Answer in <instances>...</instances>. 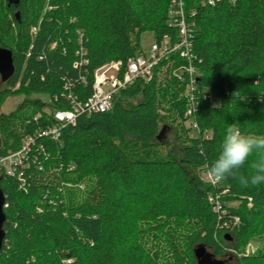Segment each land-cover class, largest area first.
<instances>
[{"label": "trees", "instance_id": "obj_1", "mask_svg": "<svg viewBox=\"0 0 264 264\" xmlns=\"http://www.w3.org/2000/svg\"><path fill=\"white\" fill-rule=\"evenodd\" d=\"M171 1L0 0V48L11 51L15 69L2 84L0 105L9 95L48 97L0 113V156L51 125L55 111L68 109L65 94L85 101L94 71L139 54L143 34L174 41ZM185 13L194 30L196 88L217 105L200 103L192 129L186 84L174 76L183 61L170 57L148 83L118 92L108 112L79 115L58 141L36 137L23 186L0 178V264H154L136 226L156 218L203 221L192 236L191 264L198 247L216 264H264V183L244 187L228 177L212 187L200 177L218 158L230 124L264 135V0L213 6L185 0ZM80 47L85 63L75 66ZM170 129L175 148L163 139ZM257 159L250 156L240 173L250 176ZM211 195L219 196V213L211 209ZM251 242L258 250L244 256Z\"/></svg>", "mask_w": 264, "mask_h": 264}, {"label": "built area", "instance_id": "obj_2", "mask_svg": "<svg viewBox=\"0 0 264 264\" xmlns=\"http://www.w3.org/2000/svg\"><path fill=\"white\" fill-rule=\"evenodd\" d=\"M216 0H201L203 4L213 6ZM235 0H232L234 2ZM169 25L176 30L174 41L171 37H164L159 42H152L149 45L147 53L139 52L133 57L125 61H110L98 67L93 74V85L91 95L85 101H78L71 93L65 94L69 108L66 110H57L52 115V124L36 131L34 135H28L18 150L9 152L5 156H0V178L10 177L16 178L23 186L22 174L23 170L28 166V156L36 143V137H43L50 141H58L61 137V131L64 127L73 125L79 115H91L106 113L112 107L115 95L136 82L148 83L154 76V72L158 64L162 60H168L175 57L183 61L174 72V76L184 81L185 99L187 109L185 116L189 120L192 129L197 130L194 120L198 112L200 103L210 106H216L217 101L208 94L199 93L196 88L197 70L195 68V57L193 53L194 30L193 24L189 23L185 13V0H172L168 12ZM32 33L36 32V28H32ZM78 44L81 46L83 35L79 32ZM85 52L82 47L76 52V56L80 59L75 66L84 62L83 56ZM169 61V60H168ZM62 97H64L62 95ZM203 171L204 177L201 178L205 183L212 187L221 185L212 183ZM226 190L222 193L224 194ZM208 202L214 213L220 212L219 196H209ZM250 206V204H249ZM238 224V219H234L233 225Z\"/></svg>", "mask_w": 264, "mask_h": 264}, {"label": "rangeland", "instance_id": "obj_3", "mask_svg": "<svg viewBox=\"0 0 264 264\" xmlns=\"http://www.w3.org/2000/svg\"><path fill=\"white\" fill-rule=\"evenodd\" d=\"M152 42L149 34H143L141 36L143 53L148 52L149 45ZM3 88L0 82V90ZM37 98L45 102L48 101V97L44 94H31L29 96L23 94L9 95L5 97L3 103L0 105V113L9 114L25 99L33 100ZM188 124H186V126H188ZM194 135V132L190 133V136ZM163 139L169 143L171 148H175L176 142L173 130H168ZM200 177L203 178L204 173H200ZM203 225V221L197 219L178 221L175 219L156 218L153 220L140 221L137 223L136 227L137 230L140 231L138 240L142 246L143 252L154 264H178L176 263V255L184 258L183 264H191L188 256L191 253L192 236L199 232L203 228ZM257 250V244L251 242L245 248L243 255L252 256ZM227 253L235 254V251H228ZM230 264H235V260L233 259Z\"/></svg>", "mask_w": 264, "mask_h": 264}, {"label": "clouds", "instance_id": "obj_4", "mask_svg": "<svg viewBox=\"0 0 264 264\" xmlns=\"http://www.w3.org/2000/svg\"><path fill=\"white\" fill-rule=\"evenodd\" d=\"M254 153L258 159L251 164L253 173L245 176L240 169ZM206 176L212 183L231 177L244 187L264 183V135L244 134L236 124H230L220 154L208 167Z\"/></svg>", "mask_w": 264, "mask_h": 264}, {"label": "water", "instance_id": "obj_5", "mask_svg": "<svg viewBox=\"0 0 264 264\" xmlns=\"http://www.w3.org/2000/svg\"><path fill=\"white\" fill-rule=\"evenodd\" d=\"M15 69L13 65L12 53L10 50L0 48V82L6 83L13 75ZM5 198L3 192L0 189V251L4 241L3 225L5 222L4 214ZM197 264H216L212 261L211 256L203 247H198L194 251Z\"/></svg>", "mask_w": 264, "mask_h": 264}]
</instances>
